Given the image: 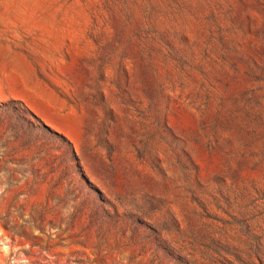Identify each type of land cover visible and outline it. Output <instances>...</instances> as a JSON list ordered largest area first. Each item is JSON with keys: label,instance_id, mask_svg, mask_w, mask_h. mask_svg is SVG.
<instances>
[{"label": "rangeland", "instance_id": "1", "mask_svg": "<svg viewBox=\"0 0 264 264\" xmlns=\"http://www.w3.org/2000/svg\"><path fill=\"white\" fill-rule=\"evenodd\" d=\"M0 264H264V0H0Z\"/></svg>", "mask_w": 264, "mask_h": 264}]
</instances>
